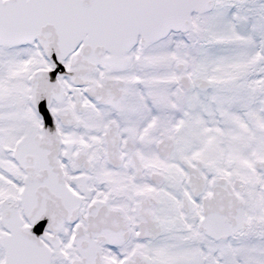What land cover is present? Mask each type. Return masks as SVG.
I'll list each match as a JSON object with an SVG mask.
<instances>
[{"label": "snow or ice", "instance_id": "snow-or-ice-1", "mask_svg": "<svg viewBox=\"0 0 264 264\" xmlns=\"http://www.w3.org/2000/svg\"><path fill=\"white\" fill-rule=\"evenodd\" d=\"M0 264H264V0H0Z\"/></svg>", "mask_w": 264, "mask_h": 264}]
</instances>
